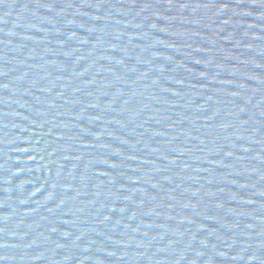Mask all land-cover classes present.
Here are the masks:
<instances>
[{
	"label": "water",
	"instance_id": "95a60500",
	"mask_svg": "<svg viewBox=\"0 0 264 264\" xmlns=\"http://www.w3.org/2000/svg\"><path fill=\"white\" fill-rule=\"evenodd\" d=\"M0 264H264V0H0Z\"/></svg>",
	"mask_w": 264,
	"mask_h": 264
}]
</instances>
